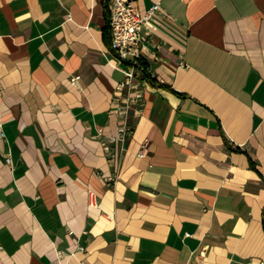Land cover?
I'll return each instance as SVG.
<instances>
[{"label": "crops", "instance_id": "1", "mask_svg": "<svg viewBox=\"0 0 264 264\" xmlns=\"http://www.w3.org/2000/svg\"><path fill=\"white\" fill-rule=\"evenodd\" d=\"M134 1L164 85L114 169L105 0H0V264H264V0Z\"/></svg>", "mask_w": 264, "mask_h": 264}, {"label": "built area", "instance_id": "2", "mask_svg": "<svg viewBox=\"0 0 264 264\" xmlns=\"http://www.w3.org/2000/svg\"><path fill=\"white\" fill-rule=\"evenodd\" d=\"M108 24L111 33V52L120 64L123 78L115 87L110 114L118 119L117 132L104 140V150L109 165L118 168L124 151V142L132 135L134 123L130 120L132 110H141L144 104V93L149 84L145 76L144 42L147 35L162 24L158 13L159 2L149 8L141 9L134 0H107ZM79 76L71 81L78 84ZM103 130L100 128L99 133ZM144 154V148L140 155ZM10 162V156L6 157ZM104 179L109 185L115 176L107 175ZM84 250V247H80Z\"/></svg>", "mask_w": 264, "mask_h": 264}, {"label": "trees", "instance_id": "3", "mask_svg": "<svg viewBox=\"0 0 264 264\" xmlns=\"http://www.w3.org/2000/svg\"><path fill=\"white\" fill-rule=\"evenodd\" d=\"M105 4H106V6H107V0H105ZM104 38L106 39V42H107L109 45H111V33H110V29H109L108 21H107V24H106V26H105V28H104ZM144 64H145L146 68L149 67V66H148V63H147L146 60L144 61ZM145 76H146V78L148 79V81H149L151 84H153V85H158V84L161 85V86L164 85V84L159 83V82L156 80V78L152 75V72L149 71V70H148V71L145 70ZM170 89H171L172 91H174L175 93H177V94H179V95H182L181 92L176 91V90H174V89L171 88V87H170ZM227 143H228V141H227ZM251 164H252L253 167H255V164H254L253 161H251Z\"/></svg>", "mask_w": 264, "mask_h": 264}]
</instances>
